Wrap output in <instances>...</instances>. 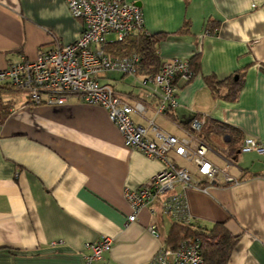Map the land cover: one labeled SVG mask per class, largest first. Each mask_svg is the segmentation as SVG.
Wrapping results in <instances>:
<instances>
[{
  "label": "crops",
  "instance_id": "crops-1",
  "mask_svg": "<svg viewBox=\"0 0 264 264\" xmlns=\"http://www.w3.org/2000/svg\"><path fill=\"white\" fill-rule=\"evenodd\" d=\"M127 1L142 8L145 31L165 34L158 43L162 60L200 52L201 62L190 81H179V104L168 115L155 114L152 98L146 117L134 119H154L179 137L191 134L196 115L232 129L230 144L229 136L201 138L212 149L209 159L239 183L178 184L175 190L185 195L190 211V223L183 224L208 229L223 222L238 237L226 264H264V155L239 151L245 137L264 142V0ZM83 28L65 0H0V71L57 43L76 41ZM115 45L110 34L107 50ZM240 71L244 82L233 99L225 97V87L214 95L205 79ZM142 75L109 72L100 81L134 100L145 93ZM14 99L0 125V264H86V244L103 235L115 241L97 264H153L174 223L181 222L159 207L144 208L129 222L125 192L139 189L164 163L126 146L103 106L76 97L64 105H35L21 91ZM171 157L202 179L194 164L186 166L192 162ZM153 223L160 237L149 231Z\"/></svg>",
  "mask_w": 264,
  "mask_h": 264
},
{
  "label": "built area",
  "instance_id": "built-area-1",
  "mask_svg": "<svg viewBox=\"0 0 264 264\" xmlns=\"http://www.w3.org/2000/svg\"><path fill=\"white\" fill-rule=\"evenodd\" d=\"M65 1L71 15L83 21L79 38L72 43H57L43 49L35 59L22 57L9 63L0 71V83H10L26 93L35 105H64L71 97H76L88 104L103 106L122 133L126 146L164 163V168L139 189L125 192L132 206L129 222L136 221L144 208L155 212L159 207L163 214L176 221L190 223L187 199L175 190L178 184L205 187L202 186L204 180L209 184L239 183L227 168L209 159L208 153L212 149L200 135L206 117L196 116L191 120V134L187 137L161 129L154 119H148L146 124L134 119V114L146 117L150 106L148 100L152 98L156 101L157 115H168L178 106L179 81H190L194 77L189 59L163 60L156 74H143L139 85L145 90L144 96L132 100L113 86L102 83L100 78L109 72L140 74L139 53L113 56L107 52V43L110 34H114L115 41L121 42L143 30L142 8L127 0ZM239 151L264 155V142L252 136L245 137ZM171 154L192 162L202 179H195L188 168L173 160ZM149 231L160 237L156 223L149 226ZM114 241L112 236L103 235L97 241L87 243L86 264H97ZM201 246L200 236H188L177 247L163 244L155 254L153 264H202Z\"/></svg>",
  "mask_w": 264,
  "mask_h": 264
},
{
  "label": "trees",
  "instance_id": "trees-1",
  "mask_svg": "<svg viewBox=\"0 0 264 264\" xmlns=\"http://www.w3.org/2000/svg\"><path fill=\"white\" fill-rule=\"evenodd\" d=\"M186 30H188V23L181 29V31ZM206 30L207 32L214 33L216 29L208 25ZM164 37V33L151 34L143 29L129 35L123 41L117 42L115 50H107V52L113 56H123L137 52L141 56L139 73L154 75L159 71L163 62L158 53V43ZM189 63L195 76L200 71V52L195 53L189 58ZM236 75H238V78H236ZM243 77L244 74L240 71L224 79H218L215 75H208L205 79L214 95H219L221 90L225 87L227 89L225 97L233 99L237 97L243 85ZM19 92L20 90L13 87L10 83H0V125L5 122L11 113V109L16 102L14 98ZM210 134L221 137L229 136L231 138L229 144L233 139L230 125L226 123H215L213 120H210L208 123L207 118L200 135L209 138ZM188 236H200L202 238V264H226L238 241V237L231 234L223 222L215 223L208 229L192 227L182 222H176L166 239L167 245L177 247L179 243Z\"/></svg>",
  "mask_w": 264,
  "mask_h": 264
},
{
  "label": "rangeland",
  "instance_id": "rangeland-1",
  "mask_svg": "<svg viewBox=\"0 0 264 264\" xmlns=\"http://www.w3.org/2000/svg\"><path fill=\"white\" fill-rule=\"evenodd\" d=\"M210 142H212L214 145H216L217 149H219V150L221 149L220 145L218 144V141L215 138L211 139ZM186 164H187L186 166H188V167L193 166V163H186Z\"/></svg>",
  "mask_w": 264,
  "mask_h": 264
},
{
  "label": "water",
  "instance_id": "water-1",
  "mask_svg": "<svg viewBox=\"0 0 264 264\" xmlns=\"http://www.w3.org/2000/svg\"><path fill=\"white\" fill-rule=\"evenodd\" d=\"M238 76H236V78H237Z\"/></svg>",
  "mask_w": 264,
  "mask_h": 264
}]
</instances>
